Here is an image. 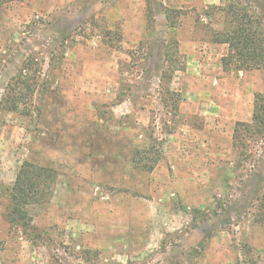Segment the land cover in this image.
<instances>
[{
    "label": "rangeland",
    "instance_id": "obj_1",
    "mask_svg": "<svg viewBox=\"0 0 264 264\" xmlns=\"http://www.w3.org/2000/svg\"><path fill=\"white\" fill-rule=\"evenodd\" d=\"M222 5L0 6V264H264V134L234 141L264 69L224 70L203 15ZM21 70L36 93L3 111ZM25 162L57 177L27 230L6 218Z\"/></svg>",
    "mask_w": 264,
    "mask_h": 264
},
{
    "label": "trees",
    "instance_id": "obj_2",
    "mask_svg": "<svg viewBox=\"0 0 264 264\" xmlns=\"http://www.w3.org/2000/svg\"><path fill=\"white\" fill-rule=\"evenodd\" d=\"M16 1L20 0H0V6ZM174 13L177 12H170L172 15ZM203 15L211 20L209 29L212 43L228 47V53L222 59L225 71L264 69V18L255 13L250 4L243 0H224V5L208 8ZM169 28L177 29L171 16ZM13 84L2 99L3 111H20V103L24 97L33 98L36 93V77L24 76L22 70ZM241 128L249 135L264 134V93L255 96L253 123L237 124L234 137L236 144L241 141L239 136ZM56 179V172L53 169L25 162L11 188V205L6 213L10 225L30 229L32 227L30 209L51 201Z\"/></svg>",
    "mask_w": 264,
    "mask_h": 264
},
{
    "label": "crops",
    "instance_id": "obj_3",
    "mask_svg": "<svg viewBox=\"0 0 264 264\" xmlns=\"http://www.w3.org/2000/svg\"><path fill=\"white\" fill-rule=\"evenodd\" d=\"M192 45H194V47H195V45H196V42H192Z\"/></svg>",
    "mask_w": 264,
    "mask_h": 264
}]
</instances>
